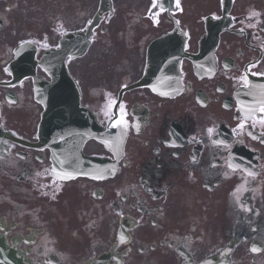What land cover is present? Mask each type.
Instances as JSON below:
<instances>
[{
	"label": "flooded vegetation",
	"instance_id": "af4514ba",
	"mask_svg": "<svg viewBox=\"0 0 264 264\" xmlns=\"http://www.w3.org/2000/svg\"><path fill=\"white\" fill-rule=\"evenodd\" d=\"M110 1L93 24L100 0H0V264H264V0H231L223 19L222 0ZM210 16L227 26L216 43L202 40ZM175 23L192 56L181 92L133 87ZM90 27L65 64L81 102L102 124L115 109L127 138L118 159L84 145L113 175L64 180L37 145L41 106L15 52L31 44L36 60Z\"/></svg>",
	"mask_w": 264,
	"mask_h": 264
},
{
	"label": "water",
	"instance_id": "95a60500",
	"mask_svg": "<svg viewBox=\"0 0 264 264\" xmlns=\"http://www.w3.org/2000/svg\"><path fill=\"white\" fill-rule=\"evenodd\" d=\"M173 37L174 36H171L169 38ZM59 73L60 75L58 76V79L55 83V87H58L59 90H55L54 86H52L53 88L48 90V94L53 96L52 103L66 105L68 109H52L46 113V116L42 122V137H44V141L46 142L49 140L50 136H52V145L57 146L58 144V146L61 147L63 144L71 142V140H67V137L73 135L68 131H65V129L75 131L77 135L78 133H82L81 131L87 130L88 127L94 129L96 132L97 127L94 123H92V117L89 114L88 115L93 126L87 122L84 110H80L72 99L70 90L71 84L68 82L67 78L64 79V75H62V69L59 70ZM64 112H67L69 116L65 117ZM52 114L55 116L54 122L51 120ZM63 147H65V145L58 150H62ZM61 154L65 156H74V158H77V160L79 159V154H76L72 150L63 151Z\"/></svg>",
	"mask_w": 264,
	"mask_h": 264
},
{
	"label": "snow or ice",
	"instance_id": "6c2138e0",
	"mask_svg": "<svg viewBox=\"0 0 264 264\" xmlns=\"http://www.w3.org/2000/svg\"><path fill=\"white\" fill-rule=\"evenodd\" d=\"M177 7H179V0H177ZM251 15H252V16H256L257 13H256V12H253V13H251ZM5 71H7V69H5ZM244 82H245V84L247 85L248 81L245 80ZM259 111H260V112H264V106H261V107L259 108ZM122 122H123L122 119H121V120H117V121H116V124L119 125V124H121ZM261 123H264V120H261ZM241 127H243V125H241ZM213 132H214V129H212V128H209V129H208V134H209L210 136L212 135ZM215 143L222 144L223 141H216ZM225 147H227V145H225ZM229 167H232L233 169H235L236 167H239V166H238V165H229ZM249 175H252V173H249ZM252 251H253V252H256V251H258V249H257V248H253Z\"/></svg>",
	"mask_w": 264,
	"mask_h": 264
}]
</instances>
